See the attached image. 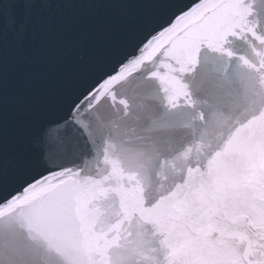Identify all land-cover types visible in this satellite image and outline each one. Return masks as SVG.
<instances>
[{"label": "water", "instance_id": "95a60500", "mask_svg": "<svg viewBox=\"0 0 264 264\" xmlns=\"http://www.w3.org/2000/svg\"><path fill=\"white\" fill-rule=\"evenodd\" d=\"M54 3L52 22L65 30L50 49L83 33L90 62L44 73L49 83L36 103H55L58 81L109 68L191 0ZM241 13L231 9L227 25L212 13L154 41L102 85L90 109L93 153L65 177L71 187L46 177L0 205V264H182L205 239L264 245V194L242 191L257 194L248 190L254 167L242 165L246 149L264 145V42L230 35ZM258 154L264 189L262 147ZM18 186L0 184V200ZM195 234L201 244L193 247Z\"/></svg>", "mask_w": 264, "mask_h": 264}, {"label": "snow or ice", "instance_id": "6c2138e0", "mask_svg": "<svg viewBox=\"0 0 264 264\" xmlns=\"http://www.w3.org/2000/svg\"><path fill=\"white\" fill-rule=\"evenodd\" d=\"M57 7L54 0H0V184L19 181L0 205L25 194L46 177L56 176L57 183L71 187L65 177L75 178L82 170V161L93 153L95 136L90 129L95 116L90 109L102 85L119 75L130 59L154 41L173 33L179 36L193 22L198 24L212 13L227 25L231 9L239 7L240 31L232 28L230 35L264 42V0H191L109 68L58 81L56 102L48 99L36 103V96L49 83L44 73L56 69L72 73L75 62L82 66L90 62L83 33L50 49L53 35L65 30V26L52 22ZM227 54L231 59V51ZM215 88L209 84L207 90ZM223 264H264V245L255 242L237 248L232 259Z\"/></svg>", "mask_w": 264, "mask_h": 264}, {"label": "bare ground", "instance_id": "6f19581e", "mask_svg": "<svg viewBox=\"0 0 264 264\" xmlns=\"http://www.w3.org/2000/svg\"><path fill=\"white\" fill-rule=\"evenodd\" d=\"M121 204H122V206H124V204H126V202H123ZM132 224H134V223H132ZM102 227L99 226L97 228V237L98 236L103 237L104 229H101ZM123 227L126 228V224H124ZM188 235H191V233H189ZM198 237H199L198 235L194 236V240L196 243L193 245V247L198 246V243L200 242V238H198ZM120 239H121V237H120ZM204 242L205 243H203V244H205V245L199 246L200 247L199 249L191 252V254L194 253L193 256H195L196 258H192L193 259L192 261L190 260V261H188V263H187V261H185L182 264H192L193 261H197V262L214 261L215 264H223V262H226V261H229L232 259L233 254L236 250L234 247H232V246H230L227 243L222 241L223 247L221 248V250L219 252L215 248V241L212 238L208 239V240L205 239ZM108 243H111V245H113V241H109ZM199 244H201V243H199ZM204 249H207V252L203 253ZM215 253L217 256L214 255ZM185 258H187V256ZM132 260H134V259H132ZM186 260H188V259H186ZM138 262H139V264H151L150 260H147L146 263H145V261H143V262L138 261ZM128 264H134V261L130 260L128 262Z\"/></svg>", "mask_w": 264, "mask_h": 264}]
</instances>
